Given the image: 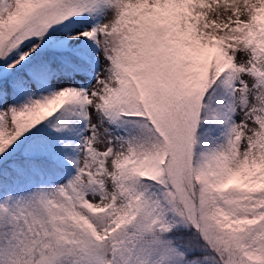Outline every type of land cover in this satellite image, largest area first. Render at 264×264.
Here are the masks:
<instances>
[{"label":"snow or ice","instance_id":"obj_1","mask_svg":"<svg viewBox=\"0 0 264 264\" xmlns=\"http://www.w3.org/2000/svg\"><path fill=\"white\" fill-rule=\"evenodd\" d=\"M0 264H264V0H0Z\"/></svg>","mask_w":264,"mask_h":264}]
</instances>
